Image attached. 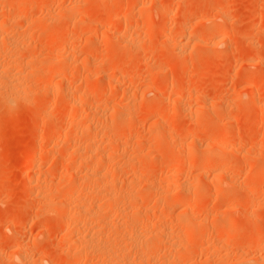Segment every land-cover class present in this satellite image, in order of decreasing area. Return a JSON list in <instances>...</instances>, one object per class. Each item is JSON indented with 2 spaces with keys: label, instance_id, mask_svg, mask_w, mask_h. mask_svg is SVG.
Returning <instances> with one entry per match:
<instances>
[{
  "label": "rangeland",
  "instance_id": "1",
  "mask_svg": "<svg viewBox=\"0 0 264 264\" xmlns=\"http://www.w3.org/2000/svg\"><path fill=\"white\" fill-rule=\"evenodd\" d=\"M11 1L0 264H264V0Z\"/></svg>",
  "mask_w": 264,
  "mask_h": 264
},
{
  "label": "bare ground",
  "instance_id": "2",
  "mask_svg": "<svg viewBox=\"0 0 264 264\" xmlns=\"http://www.w3.org/2000/svg\"><path fill=\"white\" fill-rule=\"evenodd\" d=\"M10 1H11V0H10ZM14 1H15V0H14ZM11 2H12V1H11ZM11 2H10V3H11ZM11 5H12V3H11ZM5 22H6V21H5ZM11 42H12V45H13L14 40L10 41V44H11ZM15 42L17 43V41H15ZM15 42H14V43H15ZM15 45H16V44H14L13 46H15ZM17 46H19V45H17ZM17 46H16V47H17ZM19 74H20V73H19ZM19 74H18V75L15 74L16 77H19ZM13 75H14V74H13ZM20 75H21V74H20ZM4 76H6V75H4ZM4 76H3V77H4ZM10 77H12V76H10ZM112 79H113V78H112ZM111 82H112V81H111ZM13 95H14V94H13ZM116 109H117V108H116ZM130 113H131V112H130ZM105 133H106V132H105ZM92 146H93V145H92ZM204 149H205V148H204ZM204 151H205V150H204ZM209 151H210V150H209ZM188 154H189V153H188ZM207 154H209V153L207 152ZM212 154H213V153H212ZM189 156H190V154H189ZM212 156H213V155H212ZM212 156H209L210 159H211ZM187 157H188V156H187ZM190 157H191V156H190ZM198 158H199V157H198ZM182 161H183V160H182ZM182 161H181V162H182ZM209 161H210V160H209ZM175 166H176V165H175ZM175 168H176V167H175ZM89 175H90V176H89L90 178H92V177L95 176L94 173H91V174L89 173ZM101 175H102V174H101ZM101 175H100V176H101ZM98 176H99V175H98ZM96 179H97V178H96ZM160 183H161V182H160ZM164 184H165V183H164ZM109 204H111V203H108V205H109ZM78 205H79V204H78ZM74 206H75V205H74ZM76 206H77V205H76ZM92 207H93V206H92ZM100 207H101V206H100ZM76 208H77L78 210H79V208H80V209H81V208L83 209L82 206H79V208H78V206H77ZM85 208H86V206H85ZM88 208H89V207H88ZM88 208H87V211H88ZM96 208H97V207H96ZM93 210H94V209H93ZM79 211L81 212L82 210H79ZM79 211H78V215H79ZM89 211H91V210H89ZM94 211H95V210H94ZM94 211H93V213H94ZM98 212H99V211H98ZM93 213H92V214H93ZM83 214H84V213H83ZM92 214H91V216H92ZM97 214H98V213H96L95 215H97ZM125 214H126V213H125ZM78 215H77V218H78ZM89 215H90V213H89ZM89 215H87V216H89ZM95 215H93V216H95ZM100 216H101V214H100ZM71 217H72V216H69V218H71ZM79 217H80V216H79ZM89 218H90V216H89ZM89 218H88V219H89ZM92 218H93V217H92ZM181 218H182V217H181ZM67 219H68V218H67ZM79 219H80V218H79ZM183 220H184V219H183ZM188 220H189V219H188ZM80 221H81V219H80ZM84 221H85V220H84ZM97 221H98V220H97ZM109 221H110V220H109ZM109 221H108V222H109ZM75 222H76V221H75ZM182 222H183V221H182ZM189 222H190V220H189ZM77 223H79V222L77 221ZM90 223H91V222H90ZM184 223H185V222H184ZM74 224H75V223H74ZM83 224H84V223H83ZM84 225H85V224H84ZM84 225H83V226H84ZM103 225H104V224H103ZM131 225H133V224H131ZM74 227H76V226H74ZM84 227H85V226H84ZM88 227H89V225H88ZM92 227H93V226H92ZM229 227H230V226H229ZM76 228H77V227H76ZM73 229H74V228H73ZM108 229H109V227H108ZM129 229H130V228H129ZM129 229H128V230H129ZM133 229H134V228H133ZM133 229H131L132 231H131V230H130V231L133 232V231L135 230V229H134V230H133ZM77 230H78V229H77ZM90 230H91V229H90ZM230 230H231V229H230ZM126 231H127V230H126ZM79 232H80V231H79ZM98 232H99V231H97V233H98ZM123 232H124V231H123ZM134 232H135V231H134ZM226 232H227V231H226ZM230 232H232V231H230ZM93 233H94L95 235H97L95 232H93ZM93 233H91L92 235L90 236V239H91L92 236L94 235ZM227 233H228V235H229V232H227ZM227 233H226V235H227ZM79 234H80V233H79ZM134 234H135V233H134ZM134 234H133V235H134ZM141 234H142V233H141ZM77 235H78V233H77ZM77 235H76V237H77ZM81 235H82V234H81ZM89 235H90V232H89ZM122 235H123V234H122ZM129 235H130V234H129ZM129 235H128V237H129ZM133 235H131V236H133ZM84 236L88 237V236H87V233H86ZM131 236H130V239H131ZM138 236H139V237H142V236H140V235H138ZM71 237H73V236H71ZM79 237H80V236H79ZM79 237H77V238H79ZM81 237H83V235H82ZM81 237H80V239H84V241H86L87 243H88V242H93V239L95 238V236H93V237H94L93 239H91V240H90V239L87 240L86 238H81ZM96 237H98V235H97ZM126 237H127V236H126ZM126 237L124 236L123 239H125ZM99 238H100V237H99ZM99 238H98V239H99ZM121 238H122V237H121ZM142 238H143V237H142ZM73 239H74V238H73ZM95 239H96V238H95ZM100 239H101V238H100ZM133 239H134V238H133ZM146 239H147V238H146ZM127 240H128V238H127ZM134 240H136V239H134ZM78 241H81V240H78ZM82 241H83V240H82ZM94 241H95V240H94ZM99 241H100V240H99ZM130 241H131V240H130ZM137 241H138V240H137ZM140 241H141V240H140ZM86 242H82V243H83V244H86ZM95 242H96V241H95ZM115 242H116V241H115ZM124 242H125V241H124ZM131 242H132V241H131ZM93 243H94V242H93ZM98 243H100V242H98ZM129 243H130V242H129ZM143 243H145V244L147 243V242H145V239H144V241L142 240V242H138V243L136 242V246H137V247L140 246L138 249H140V248L143 247V245H142ZM148 243H150V241H148ZM91 244H92V243H91ZM94 244H95V243H94ZM96 244H97V242H96ZM105 244H106V243H105ZM119 244H120V243H119ZM79 245H80V244H79ZM89 245H90V244H89ZM85 246H86V245H85ZM87 246H88V245H87ZM91 246H93V245H91ZM97 246H98V245H97ZM105 246H106V248H107V245H105ZM136 246H135V249L137 250V247H136ZM144 246H146V245H144ZM148 246H151V245L149 244ZM115 247H116V246H115ZM88 248H89V247H88ZM93 248H94V246H93ZM93 248H92V249H93ZM103 248H104V247H103ZM103 248H102V250H103ZM111 248H112V247H111ZM116 248H117V247H116ZM118 248H119V246H118ZM131 248H132V247H131ZM143 248H144V247H143ZM146 248H147V247H146ZM148 248H149V247H148ZM85 249H86V248H85ZM92 249H91V247H90V250H92ZM94 249H95V248H94ZM108 249H110V248H108ZM112 249L114 250V248H112ZM86 250H87V249H86ZM105 250H106V249H105ZM110 250H111V249H110ZM116 250H117V249H116ZM119 250H120V249H119ZM141 250H142V249H141ZM141 250H139V251H140L139 253H141ZM82 251H83V250H82ZM111 251H112V250H111ZM137 251H138V250H137ZM143 251H144V250H143ZM100 252H101V251H100ZM115 252H117V251H115ZM78 253H80V250L78 251ZM84 254H85V253H84ZM108 254H109V258H111V259L113 258V259H114V258H116V256H117L118 253L116 254V256L114 255L115 253H108ZM111 254H112L113 256H115V257H112V256L110 257ZM122 254H123V253L121 252V255H122ZM141 254H142V257L145 256V255H147V254H144V253H141ZM101 255H102V254H101ZM103 255H104V254H103ZM103 255H102V256H103ZM105 255H106V253H105ZM106 256H108V255H106ZM147 256H148V255H147ZM119 257H120V256H118L117 258H119ZM138 257H139V256H138ZM149 257H150V256H149ZM106 258H107V257H106ZM109 258L106 259V260H109ZM117 258H116V259H117ZM113 259H112V260H113ZM119 259H120V258H119ZM106 260H105V261H106ZM140 260H141V259H140ZM142 261H143V259H142ZM106 262H108V261H106ZM109 262H110V261H109ZM111 262H112V261H111ZM114 263L116 264V262H114ZM141 263H142V262H141Z\"/></svg>",
  "mask_w": 264,
  "mask_h": 264
}]
</instances>
